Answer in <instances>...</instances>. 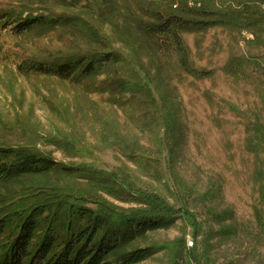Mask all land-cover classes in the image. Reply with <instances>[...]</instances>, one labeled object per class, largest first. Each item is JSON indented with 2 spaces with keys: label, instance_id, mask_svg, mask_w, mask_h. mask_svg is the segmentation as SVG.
<instances>
[{
  "label": "rangeland",
  "instance_id": "374dc122",
  "mask_svg": "<svg viewBox=\"0 0 264 264\" xmlns=\"http://www.w3.org/2000/svg\"><path fill=\"white\" fill-rule=\"evenodd\" d=\"M209 5L264 15V0H0V11L13 12L12 24L0 23V145L91 169L22 186L69 184L119 208L148 207L120 191L130 188L172 208L167 228L132 242L157 250L137 264H264V22L182 30L188 69L139 28L154 12ZM22 7L23 16L75 22L17 35ZM93 50L119 58L81 83L20 69Z\"/></svg>",
  "mask_w": 264,
  "mask_h": 264
},
{
  "label": "trees",
  "instance_id": "16d2710c",
  "mask_svg": "<svg viewBox=\"0 0 264 264\" xmlns=\"http://www.w3.org/2000/svg\"><path fill=\"white\" fill-rule=\"evenodd\" d=\"M198 10L154 12L151 21L140 24L139 28L154 50L175 51L184 58L181 62L188 69L180 36L182 30L206 28L221 22L226 26L241 27L264 22V15L251 5H245L242 10L222 11L210 5ZM26 11L22 7L18 11L19 19H13L15 25L11 30L17 35L31 30L34 25L51 24L53 27L75 22L68 16L61 17V22L31 12L23 16ZM12 16L10 10L0 11L1 26L12 24ZM118 58L110 50H93L89 55L33 60L28 66L22 64L20 69L81 83L94 76L98 68ZM81 171L91 169L68 167L30 149L0 145V186L4 188L0 189V264H137L156 253V248L151 245L134 247L131 244L146 232L167 228L173 222L176 212L158 197L140 190L110 187V192L120 190L130 195L129 200L148 206L126 209L69 184L65 187L58 184L21 185L25 177L52 173L69 178L73 174L84 175ZM108 175L104 178L115 180L113 173ZM99 178L94 176L93 183L97 184ZM86 203L93 206H86Z\"/></svg>",
  "mask_w": 264,
  "mask_h": 264
},
{
  "label": "built area",
  "instance_id": "2783aa9c",
  "mask_svg": "<svg viewBox=\"0 0 264 264\" xmlns=\"http://www.w3.org/2000/svg\"><path fill=\"white\" fill-rule=\"evenodd\" d=\"M189 5L193 6V5H196V6H200V4L198 3H194V2H190Z\"/></svg>",
  "mask_w": 264,
  "mask_h": 264
}]
</instances>
